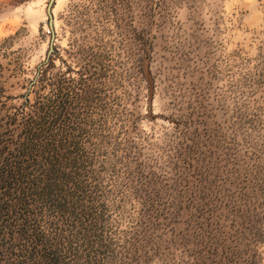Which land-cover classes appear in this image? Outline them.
<instances>
[{"label": "rangeland", "instance_id": "rangeland-1", "mask_svg": "<svg viewBox=\"0 0 264 264\" xmlns=\"http://www.w3.org/2000/svg\"><path fill=\"white\" fill-rule=\"evenodd\" d=\"M50 1L0 0V170L13 123L38 122L74 198L15 243L41 264H264V0Z\"/></svg>", "mask_w": 264, "mask_h": 264}, {"label": "trees", "instance_id": "trees-1", "mask_svg": "<svg viewBox=\"0 0 264 264\" xmlns=\"http://www.w3.org/2000/svg\"><path fill=\"white\" fill-rule=\"evenodd\" d=\"M35 123L25 121L22 130L13 123L9 139L11 161L8 158L9 162L0 170V264H41L42 260L35 256L41 246L26 241L15 243L14 239L19 237L22 241L31 236H44L47 229L39 219L40 210L65 207L74 198L73 191L64 186L66 179L60 151L53 142L41 138L38 131L41 127ZM260 136L264 138V134ZM241 228L245 235L247 228L243 224ZM260 228L255 223L249 231L255 229L259 236Z\"/></svg>", "mask_w": 264, "mask_h": 264}, {"label": "water", "instance_id": "water-1", "mask_svg": "<svg viewBox=\"0 0 264 264\" xmlns=\"http://www.w3.org/2000/svg\"><path fill=\"white\" fill-rule=\"evenodd\" d=\"M54 2H55V0H51L49 3V7H48V13L51 16V18H52V6H53Z\"/></svg>", "mask_w": 264, "mask_h": 264}]
</instances>
